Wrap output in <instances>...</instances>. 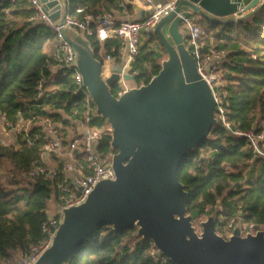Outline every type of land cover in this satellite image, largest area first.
<instances>
[{
    "label": "trees",
    "instance_id": "1",
    "mask_svg": "<svg viewBox=\"0 0 264 264\" xmlns=\"http://www.w3.org/2000/svg\"><path fill=\"white\" fill-rule=\"evenodd\" d=\"M67 2L69 14L76 18L87 12L121 14L117 0ZM3 7L10 8L8 14ZM78 7H83V12H76ZM126 7L131 13L132 5ZM31 12L21 0L0 5V115L11 123L31 116L48 117L65 127L70 118L80 117L83 93L76 91L70 74L63 75L59 63L45 49L55 42L53 31L26 20ZM197 17L205 46L211 43L227 51L222 71L231 129L263 131L264 5L237 23ZM86 38L97 59L102 60L103 51L117 62L116 38L102 43L92 36ZM166 56L156 35L149 38L147 32L142 33L138 55L130 67L135 87L147 84L158 74ZM119 89V83H115L110 92L118 97ZM75 110L77 115H73ZM105 118L98 114L92 121L101 129L97 150L102 155L116 152L110 145L111 132L103 128L100 120ZM30 133L32 145L21 136L9 144L0 143V264H16L19 254L43 241L48 203L56 193L55 179L26 176L39 156L41 126L34 125ZM50 159L58 165L62 163L53 155ZM177 177L186 192L185 214L192 225L202 215L219 213L228 219L240 211L245 221L254 223V230L264 231V160L253 156L244 137L233 135L216 121L197 147L181 157ZM153 248L157 247L150 238L138 234L137 225L113 228L104 223L75 248L67 264H175L163 253L162 258L154 260Z\"/></svg>",
    "mask_w": 264,
    "mask_h": 264
},
{
    "label": "water",
    "instance_id": "2",
    "mask_svg": "<svg viewBox=\"0 0 264 264\" xmlns=\"http://www.w3.org/2000/svg\"><path fill=\"white\" fill-rule=\"evenodd\" d=\"M40 1L49 17L57 20L60 1ZM181 4L211 20L237 23L260 9L264 0H182L176 10ZM147 14L139 9L137 17ZM179 21L172 12L147 32L149 38L156 35L164 45L167 58L147 84L118 97L110 87L120 79L121 64H113L108 77L102 79L101 63L88 39H80L79 34H73L79 35L75 40L69 37L83 83L97 111L112 127L115 179L99 182L83 203L64 210L51 245L35 264H67L75 248L104 223L113 228L137 225L138 234L150 238L175 264H264L263 230L241 236L235 228L229 238H224L216 232L214 215H209L201 221L198 235L185 214L186 192L177 177L178 163L206 137L216 118L210 88L200 78L195 59L184 45ZM123 79L133 80L134 75L125 74ZM178 92L185 100L174 109L168 99ZM191 107L203 113L201 120L194 113L189 117L192 122L187 120L184 114ZM168 112L173 113L174 120ZM67 226L72 229L65 230ZM75 231L80 236L70 247L68 240Z\"/></svg>",
    "mask_w": 264,
    "mask_h": 264
},
{
    "label": "built area",
    "instance_id": "3",
    "mask_svg": "<svg viewBox=\"0 0 264 264\" xmlns=\"http://www.w3.org/2000/svg\"><path fill=\"white\" fill-rule=\"evenodd\" d=\"M13 3L16 0H0V5L4 2ZM27 3L32 9L31 14L26 18L31 23H40L51 29L55 34V48L51 55L54 61L59 63V68L63 75L70 74L76 91L83 93V111L80 117L70 118L69 126L79 125L78 129H73L67 133L61 122H55L51 118H20L15 123H11L1 115L0 119V139L4 131L10 130L21 136L28 145H32L30 131L35 121L41 126L42 144L36 162L32 163L26 175L29 177H50L55 179L54 211L47 209V221L42 226L44 235L43 241L39 244L29 246L21 253V259L16 264H35L42 253L51 245L55 232L62 222L64 210L83 203L96 185L104 180H114L115 170L112 164V156L115 152H108L102 155L98 150L101 139V129L93 126L92 121L98 117L96 104L94 103L87 87L83 83V75L77 66L76 50L69 37L70 33H80L84 37H95L100 43L111 39H117L116 57L121 64L119 73L120 84H125L123 75L131 74V64L136 59L140 36L142 33L153 30L157 23L165 16L174 12L180 18L179 29L183 34L184 45L189 53L194 57L196 69L200 78L206 82L210 88L216 121L223 127L231 131L233 135L242 136L248 142L253 156L264 160V130L255 132L254 129L245 131L232 130L230 122L227 120L226 112L229 105L228 94L224 88V73L222 66L227 59V51L218 49L211 43L205 46L203 29L197 22V13L187 4H181L182 0H117V5L121 10L120 19L114 16L111 11L87 12L81 18H76L69 14L67 0H59L61 3V13L57 20H52L43 8L40 0H21ZM140 3L138 9H134V17L129 16L127 4ZM139 9L148 11L147 15L138 18L136 14ZM83 7H78L76 12H83ZM2 11L8 14L10 8L3 7ZM188 12L187 15H184ZM237 17V14L232 15ZM113 56L105 54L104 61L111 62ZM126 91V90H125ZM119 89L117 95L123 92ZM77 110L73 115H77ZM55 156L62 161L60 165L50 163V157ZM221 209L220 205H217ZM215 217L216 231L224 238H229L235 228H239L241 236L248 233L255 234L254 223L243 219L240 211H237L230 218L225 219L217 213ZM154 260L162 258V252L158 248L151 250Z\"/></svg>",
    "mask_w": 264,
    "mask_h": 264
},
{
    "label": "rangeland",
    "instance_id": "4",
    "mask_svg": "<svg viewBox=\"0 0 264 264\" xmlns=\"http://www.w3.org/2000/svg\"><path fill=\"white\" fill-rule=\"evenodd\" d=\"M113 13H115L117 15V13L115 11H113ZM79 35L78 36L77 35H70V38L72 40H75L77 37H79ZM80 36H82V35H80ZM55 43L56 42H54V44ZM47 50H49V49H47ZM101 56L104 58V52L103 51L101 52ZM166 58H167V56H166ZM102 62H103V59L100 61V63L102 64ZM119 86H120V88H122L123 91L129 90V89L135 87V85L132 82V80H126L125 81V84H120L119 83ZM171 95L172 96L168 100H169V105H171L172 108L177 109V106L178 105L184 103L185 98L183 96V93L178 92V93L171 94ZM192 113L197 114L199 120H201L202 117H203V113L199 112V110L197 108L191 107V108L187 109V111L184 114V116L187 117V120L189 122H192V120L189 118ZM98 114H99V112H98ZM168 115H169V117H170L171 120H174L173 113L172 112H168ZM214 116H215V113H214ZM39 118H41V117H39ZM103 118H105V117H103ZM100 120H102V123L104 122L103 128H107L111 132V134H112V127H111V124L109 123V121L106 118L105 119H100ZM33 125H36L37 126L39 124L37 123V121H35ZM177 125H181V123H178ZM15 137H16V134L14 132H12L10 130H6V131L3 132L2 136H1L0 143H2V144L3 143L9 144V143H11L15 139ZM50 163H53V161L51 159H50ZM20 175H25V174H20ZM5 176H7V175L5 174ZM26 176H25V178L28 179V177H26ZM48 211L49 212H53L54 211V197H51V199L49 200V203H48ZM209 215H213V213L208 214V215H202L200 218H198V219H196L194 221L193 228H194L195 232L198 235H200L201 232H202L201 221L205 220ZM71 229L72 228H70L68 226L65 227V230H71ZM78 233H80V232L79 231H75V232L72 233L71 239L68 240L70 247L78 240L77 238L80 236Z\"/></svg>",
    "mask_w": 264,
    "mask_h": 264
},
{
    "label": "crops",
    "instance_id": "5",
    "mask_svg": "<svg viewBox=\"0 0 264 264\" xmlns=\"http://www.w3.org/2000/svg\"><path fill=\"white\" fill-rule=\"evenodd\" d=\"M140 7V3L139 2H137V3H133L132 4V12L131 13H129V16L130 17H134L135 16V12L133 11L134 9H138ZM117 13V15L114 13V16L116 17V18H118V19H120V18H122L121 17V14H119L118 12H116ZM136 16H137V14H136ZM73 34H80V33H73V32H71L70 33V35H73ZM81 35V34H80ZM80 39H86L87 40V38L86 37H84L83 35L82 36H80L79 37ZM89 46H90V43H89ZM54 48H55V44H54V42L53 43H50V44H48V45H46V51L50 54V55H52L53 54V51H54ZM90 48H91V46H90ZM47 49H49V50H47ZM92 49V48H91ZM105 56V55H104ZM102 59H103V62H102V64L100 65V75H101V78L102 79H106V77H108V75L110 74V68H111V66L113 65V64H115L116 62H113V60L111 61V62H105L104 61V58L102 57ZM99 60V59H98ZM117 64V63H116ZM52 70L54 71V68H52ZM0 119H1V115H0ZM79 128V125H74V127H73V129H78ZM65 130H66V132L67 133H71V131H74L72 128H70L69 126H65V128H64ZM19 259H21V254H19V256H18V259H17V261L19 260Z\"/></svg>",
    "mask_w": 264,
    "mask_h": 264
}]
</instances>
